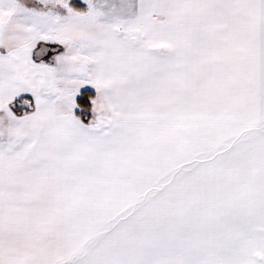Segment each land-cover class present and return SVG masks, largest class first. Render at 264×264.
Instances as JSON below:
<instances>
[{
    "label": "snow or ice",
    "instance_id": "6c2138e0",
    "mask_svg": "<svg viewBox=\"0 0 264 264\" xmlns=\"http://www.w3.org/2000/svg\"><path fill=\"white\" fill-rule=\"evenodd\" d=\"M0 264H264V0H0Z\"/></svg>",
    "mask_w": 264,
    "mask_h": 264
}]
</instances>
